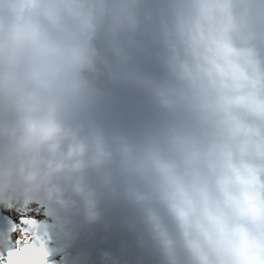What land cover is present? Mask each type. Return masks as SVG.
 Returning a JSON list of instances; mask_svg holds the SVG:
<instances>
[{"label": "clouds", "instance_id": "obj_1", "mask_svg": "<svg viewBox=\"0 0 264 264\" xmlns=\"http://www.w3.org/2000/svg\"><path fill=\"white\" fill-rule=\"evenodd\" d=\"M0 203L85 264H264V0H0Z\"/></svg>", "mask_w": 264, "mask_h": 264}, {"label": "snow or ice", "instance_id": "obj_2", "mask_svg": "<svg viewBox=\"0 0 264 264\" xmlns=\"http://www.w3.org/2000/svg\"><path fill=\"white\" fill-rule=\"evenodd\" d=\"M3 209L18 214L16 219L9 222L8 228L13 233H22L23 238L18 239L16 246L6 254H0V264H49L50 235L47 225L37 218L38 214L12 207Z\"/></svg>", "mask_w": 264, "mask_h": 264}]
</instances>
